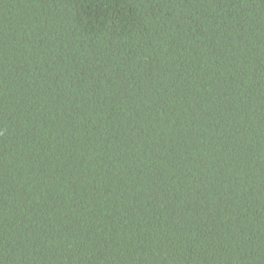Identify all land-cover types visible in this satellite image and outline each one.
<instances>
[{
  "label": "trees",
  "instance_id": "obj_1",
  "mask_svg": "<svg viewBox=\"0 0 264 264\" xmlns=\"http://www.w3.org/2000/svg\"><path fill=\"white\" fill-rule=\"evenodd\" d=\"M0 264H264V0H0Z\"/></svg>",
  "mask_w": 264,
  "mask_h": 264
}]
</instances>
